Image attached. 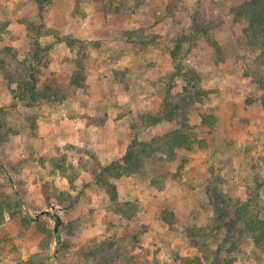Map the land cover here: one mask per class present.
Wrapping results in <instances>:
<instances>
[{
	"label": "rangeland",
	"instance_id": "1",
	"mask_svg": "<svg viewBox=\"0 0 264 264\" xmlns=\"http://www.w3.org/2000/svg\"><path fill=\"white\" fill-rule=\"evenodd\" d=\"M244 1L0 0V264H264L236 221L264 219V34ZM31 74L49 98L22 95ZM131 144L112 199L85 164Z\"/></svg>",
	"mask_w": 264,
	"mask_h": 264
},
{
	"label": "trees",
	"instance_id": "2",
	"mask_svg": "<svg viewBox=\"0 0 264 264\" xmlns=\"http://www.w3.org/2000/svg\"><path fill=\"white\" fill-rule=\"evenodd\" d=\"M236 15L239 17H246L249 20L251 31L258 35L264 34V0H245L235 8ZM39 42L37 41V45ZM82 82V75L75 72L72 76V83L79 84ZM18 88L21 90L24 97H30L32 100H39L41 98H49L50 95L44 90H40L37 77L34 74H31L30 78H20L18 80ZM174 115L168 111H161L158 115L152 118V123L159 122L163 119H173ZM189 135L186 131L182 129L175 130L172 133V136L169 137V142L172 146H184L190 147L187 143ZM137 146L139 144L138 140ZM134 150V144H131L127 150V153L123 159H120L119 163H112L109 165H103L97 163L95 165L85 164V169L89 171L92 177L97 183L109 191V195L112 199H117V187L114 183L110 181L111 177H118L124 173L129 172V168L132 164L133 158L136 155ZM123 160V162H121ZM5 207L0 201V221L4 220L5 217ZM236 221H242L246 224L247 229H249L257 242V244L264 246V219L257 218L255 216H250L247 213L246 208H240L237 211ZM236 221H232L230 225H234ZM201 263V262H200ZM219 264H234L233 256H229L225 259L219 261Z\"/></svg>",
	"mask_w": 264,
	"mask_h": 264
},
{
	"label": "water",
	"instance_id": "3",
	"mask_svg": "<svg viewBox=\"0 0 264 264\" xmlns=\"http://www.w3.org/2000/svg\"><path fill=\"white\" fill-rule=\"evenodd\" d=\"M44 214H46L47 216H50L51 218L55 220V232H58L59 227L62 223V216L58 213H53L51 210H44L38 214V217Z\"/></svg>",
	"mask_w": 264,
	"mask_h": 264
},
{
	"label": "crops",
	"instance_id": "4",
	"mask_svg": "<svg viewBox=\"0 0 264 264\" xmlns=\"http://www.w3.org/2000/svg\"><path fill=\"white\" fill-rule=\"evenodd\" d=\"M77 99H78V97H77ZM76 100V98H73V99H69L68 101L69 102H71V103H77L78 102V100L76 101V102H74ZM42 130V129H41ZM51 134L53 133L52 131L50 132ZM54 134V133H53ZM115 151H117V150H115Z\"/></svg>",
	"mask_w": 264,
	"mask_h": 264
}]
</instances>
